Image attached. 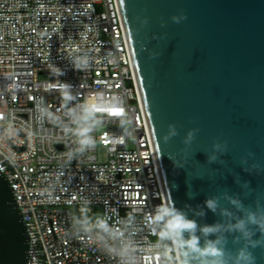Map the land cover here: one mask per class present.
<instances>
[{
    "label": "built area",
    "instance_id": "1",
    "mask_svg": "<svg viewBox=\"0 0 264 264\" xmlns=\"http://www.w3.org/2000/svg\"><path fill=\"white\" fill-rule=\"evenodd\" d=\"M0 172L25 264H182L118 0H0Z\"/></svg>",
    "mask_w": 264,
    "mask_h": 264
},
{
    "label": "water",
    "instance_id": "2",
    "mask_svg": "<svg viewBox=\"0 0 264 264\" xmlns=\"http://www.w3.org/2000/svg\"><path fill=\"white\" fill-rule=\"evenodd\" d=\"M118 1L182 264H264V0ZM27 240L0 172V264Z\"/></svg>",
    "mask_w": 264,
    "mask_h": 264
},
{
    "label": "clouds",
    "instance_id": "3",
    "mask_svg": "<svg viewBox=\"0 0 264 264\" xmlns=\"http://www.w3.org/2000/svg\"><path fill=\"white\" fill-rule=\"evenodd\" d=\"M88 111L94 112V111H101V112H108L110 115H123V109L120 107H117L114 104H108V105H100L97 106L96 104L90 105L88 108ZM81 135L83 136L84 133L81 131ZM82 143H90V141L85 137L82 140ZM210 206H211V202ZM158 207V215L155 217V221L159 222L163 220L165 217H168L165 221V232L170 234H179L184 230H191L195 228V224L191 221H187L184 219L183 216L178 214H173L172 210H170L166 205H160ZM190 246L195 248L196 241L195 238H193L190 242ZM209 254L216 255L215 249H209Z\"/></svg>",
    "mask_w": 264,
    "mask_h": 264
},
{
    "label": "rangeland",
    "instance_id": "4",
    "mask_svg": "<svg viewBox=\"0 0 264 264\" xmlns=\"http://www.w3.org/2000/svg\"><path fill=\"white\" fill-rule=\"evenodd\" d=\"M161 233H162V238H163L164 240H167V239H168V237H167V232H165L164 228L161 229Z\"/></svg>",
    "mask_w": 264,
    "mask_h": 264
},
{
    "label": "bare ground",
    "instance_id": "5",
    "mask_svg": "<svg viewBox=\"0 0 264 264\" xmlns=\"http://www.w3.org/2000/svg\"><path fill=\"white\" fill-rule=\"evenodd\" d=\"M152 145H154L153 139H152Z\"/></svg>",
    "mask_w": 264,
    "mask_h": 264
}]
</instances>
